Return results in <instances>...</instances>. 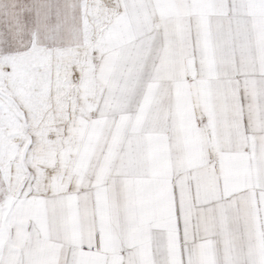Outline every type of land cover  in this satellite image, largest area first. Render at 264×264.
Segmentation results:
<instances>
[{
	"label": "snow or ice",
	"instance_id": "1",
	"mask_svg": "<svg viewBox=\"0 0 264 264\" xmlns=\"http://www.w3.org/2000/svg\"><path fill=\"white\" fill-rule=\"evenodd\" d=\"M0 264H264V0H0Z\"/></svg>",
	"mask_w": 264,
	"mask_h": 264
}]
</instances>
